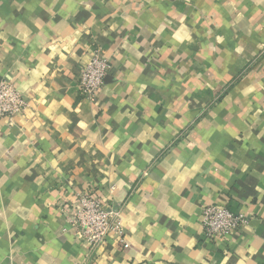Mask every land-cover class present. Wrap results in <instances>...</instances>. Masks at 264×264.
<instances>
[{"label": "crops", "instance_id": "0c3cea01", "mask_svg": "<svg viewBox=\"0 0 264 264\" xmlns=\"http://www.w3.org/2000/svg\"><path fill=\"white\" fill-rule=\"evenodd\" d=\"M3 80L28 108L0 120V264H264V0H0ZM85 193L127 237H74ZM211 205L248 223L208 241Z\"/></svg>", "mask_w": 264, "mask_h": 264}, {"label": "built area", "instance_id": "2783aa9c", "mask_svg": "<svg viewBox=\"0 0 264 264\" xmlns=\"http://www.w3.org/2000/svg\"><path fill=\"white\" fill-rule=\"evenodd\" d=\"M111 70L110 63L101 49H96L83 65L79 77V91L88 101H96L103 90ZM28 108L24 95L8 80L0 82V120L23 114ZM67 215L69 229L74 237L89 248L104 246L111 238L124 239L127 231L121 211L108 206L103 197L94 193L79 195L62 206ZM204 234L208 241L227 239L232 231L246 225L248 219L223 206H207L202 211Z\"/></svg>", "mask_w": 264, "mask_h": 264}]
</instances>
